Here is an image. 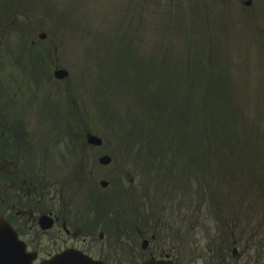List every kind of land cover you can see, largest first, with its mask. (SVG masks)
Returning <instances> with one entry per match:
<instances>
[{"label":"rangeland","instance_id":"rangeland-1","mask_svg":"<svg viewBox=\"0 0 264 264\" xmlns=\"http://www.w3.org/2000/svg\"><path fill=\"white\" fill-rule=\"evenodd\" d=\"M245 1L0 0V75L8 81L7 63V74L27 73L24 63L69 71L63 85L33 84L39 89L19 100L48 107L62 98L63 113L71 101L73 117L84 113L89 130L118 147L112 165L120 178L111 191L128 221L150 187L191 186L197 240L206 241L207 214L225 209L239 253L251 248L245 264L258 254L264 264V0ZM46 70L39 75L53 76L54 67ZM100 100L118 108L119 117L100 113ZM123 219L116 228L127 225ZM139 220L130 224L140 226ZM250 232H260L255 244L246 242ZM197 248L196 241L194 264H211L197 258Z\"/></svg>","mask_w":264,"mask_h":264},{"label":"flooded vegetation","instance_id":"flooded-vegetation-1","mask_svg":"<svg viewBox=\"0 0 264 264\" xmlns=\"http://www.w3.org/2000/svg\"><path fill=\"white\" fill-rule=\"evenodd\" d=\"M2 105L5 103L0 98L1 216L16 229L28 250L36 254L32 264H39L43 259L72 247L109 264H128V256L140 262L158 257L174 264H192L195 242L192 245L191 242L195 226L191 229V222L196 221L197 210L195 206L191 207L193 193L190 190H172L183 192L182 195H167L157 190L154 195L148 189L143 193L144 199L138 197L142 205L131 211L128 221V213L124 215L119 197H115L110 205L106 201L109 200L107 194L92 187L94 182L91 181L87 184L88 199L78 209L73 204L70 171L65 173L73 143L71 119L64 118L62 113L57 114L56 110H48L49 115L39 123L34 114L24 119L19 109L15 111ZM111 183L110 179L107 188ZM187 193L189 204L182 208L181 201L187 199ZM166 201L169 203L167 208L163 207ZM164 212L179 222L176 231L170 219L167 222L162 220ZM46 215L54 217L52 230L40 227L41 219ZM135 217L141 218V228L130 224ZM224 218L222 208L218 209L214 221L222 223ZM122 219L127 225L123 229L116 228ZM186 223L189 228L182 233L181 227ZM244 234L241 233L240 241ZM257 234L252 233L246 242H255ZM79 235H85L81 241L77 240ZM224 235L223 229L218 228L215 238ZM97 236L106 243L95 240ZM218 243L219 246L210 247L214 264H230L225 240L220 239ZM248 251V245L242 253L234 248L231 254L236 256L235 264H245ZM253 264H261L260 258L257 257Z\"/></svg>","mask_w":264,"mask_h":264},{"label":"water","instance_id":"water-1","mask_svg":"<svg viewBox=\"0 0 264 264\" xmlns=\"http://www.w3.org/2000/svg\"><path fill=\"white\" fill-rule=\"evenodd\" d=\"M56 75L58 77H64L67 75V72L66 71H63V70H59L56 72ZM5 231V228L3 226L0 227V234ZM50 264V263H48ZM150 264H165V263H161V262H151Z\"/></svg>","mask_w":264,"mask_h":264}]
</instances>
